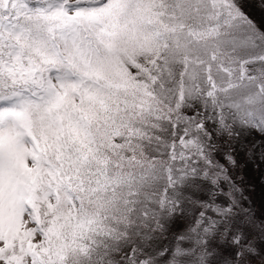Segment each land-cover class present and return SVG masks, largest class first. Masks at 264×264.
I'll return each instance as SVG.
<instances>
[{
	"label": "snow or ice",
	"instance_id": "6c2138e0",
	"mask_svg": "<svg viewBox=\"0 0 264 264\" xmlns=\"http://www.w3.org/2000/svg\"><path fill=\"white\" fill-rule=\"evenodd\" d=\"M239 154L264 0H0V264H264Z\"/></svg>",
	"mask_w": 264,
	"mask_h": 264
},
{
	"label": "rangeland",
	"instance_id": "374dc122",
	"mask_svg": "<svg viewBox=\"0 0 264 264\" xmlns=\"http://www.w3.org/2000/svg\"><path fill=\"white\" fill-rule=\"evenodd\" d=\"M239 167L234 169L237 186L244 190L248 198L245 207H251L257 211L264 210V164L246 161L243 154L238 155ZM221 163H225L222 156H217ZM243 183H240V181Z\"/></svg>",
	"mask_w": 264,
	"mask_h": 264
}]
</instances>
